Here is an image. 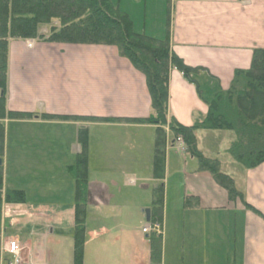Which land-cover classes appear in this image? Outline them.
I'll return each instance as SVG.
<instances>
[{
  "label": "crops",
  "instance_id": "crops-1",
  "mask_svg": "<svg viewBox=\"0 0 264 264\" xmlns=\"http://www.w3.org/2000/svg\"><path fill=\"white\" fill-rule=\"evenodd\" d=\"M111 1L136 32L157 39L169 35L178 57L205 70L196 77L200 90L179 70L170 73L169 114L186 126L207 114L214 91L227 89L235 70L251 65L253 50L264 48V0ZM27 44L10 41L7 109L34 116L3 121L4 185L23 190L26 202L1 206L0 264L17 258L18 264H73L72 165L82 150L79 131L86 127L89 179L101 167L110 169L109 186L89 180L87 209L110 207V230L88 233L84 264H153L144 210L152 211L162 184L160 264H264V163L246 169L232 158L227 151L234 132L199 129L196 141L242 197L231 199L196 157L171 141L172 134L165 179L156 180V125L60 118L148 117L152 101L145 75L116 46ZM11 241L17 254L8 251Z\"/></svg>",
  "mask_w": 264,
  "mask_h": 264
},
{
  "label": "trees",
  "instance_id": "trees-1",
  "mask_svg": "<svg viewBox=\"0 0 264 264\" xmlns=\"http://www.w3.org/2000/svg\"><path fill=\"white\" fill-rule=\"evenodd\" d=\"M47 26L45 33L41 29ZM38 38L47 43L94 44L116 46L121 56L128 58L147 81L151 96L152 113L146 118H98L60 116L95 122L128 121L154 124L156 128L154 176L163 178L166 166V146L169 126L174 140L182 136L187 151L196 157L201 169L212 173L216 181L228 190L229 197H242L228 175L220 171L219 162L206 159L197 148L196 131L199 129L231 130L236 139L231 153L247 168L264 163V48L253 50L251 65L236 69L229 89L218 87L208 102V112L196 118L191 126L180 124L169 114V82L173 69L198 86L197 76L205 70L188 66L171 48L170 36L157 39L138 33L130 17L111 0H0V158L3 157L6 118L25 119L31 113L11 112L7 109L9 44L12 39ZM200 90V89H199ZM46 117H51L46 115ZM54 117V116H53ZM57 117V116H56ZM52 118V117H51ZM81 153L72 165L75 171V229L73 264H84L87 241V205L89 183V129L79 131ZM4 166L0 165V216L1 206L22 204L26 194L21 189L6 187ZM164 184L156 189L151 222L162 220ZM153 264H160L162 238L149 234Z\"/></svg>",
  "mask_w": 264,
  "mask_h": 264
},
{
  "label": "rangeland",
  "instance_id": "rangeland-1",
  "mask_svg": "<svg viewBox=\"0 0 264 264\" xmlns=\"http://www.w3.org/2000/svg\"><path fill=\"white\" fill-rule=\"evenodd\" d=\"M48 30V27L47 26H44L42 29H41V32L42 33H45L47 32ZM12 40H19V39H12ZM10 40V41H12ZM26 41L28 44L29 47H33V44L35 42H43L41 40H39L38 38H33V39H26L24 40ZM47 43V42H46ZM9 48H10V44H9ZM9 75V74H8ZM8 81H9V76H8ZM229 89V87L227 88ZM7 93H8V90H7ZM175 119V118H174ZM177 121V120H176ZM178 122V121H177ZM139 124H147V123H139ZM181 124V123H180ZM165 129L167 130V135L168 134H172V136L174 137L172 131L170 130L169 126H166ZM223 131V130H221ZM225 131V130H224ZM226 131H231V130H226ZM233 132V131H231ZM235 134V133H234ZM235 139H236V134H235ZM234 139V140H235ZM171 141H174L173 139ZM176 141V144L184 151H187V144L185 143V140L182 136H179L177 139H175ZM175 143V142H174ZM168 144V143H167ZM232 144V143H231ZM214 148H218V146L214 147ZM4 151H5V143H4ZM155 151V150H154ZM225 153V151H223ZM234 160H236L237 162H239L235 157L234 155L231 153V145L230 147L228 148V151H227ZM3 156H4V153H3ZM155 157V156H154ZM0 159H2V162L4 161L3 160V157H1ZM95 162L98 163L99 165H101V159L100 158H96L95 159ZM240 163V162H239ZM242 164V163H240ZM263 164V163H262ZM1 165V164H0ZM243 165V164H242ZM219 166H220V163H219ZM246 169H249L247 168L245 165H243ZM221 167V166H220ZM153 170H154V160H153ZM220 171L227 175L226 173H224L221 169ZM153 175H154V172H153ZM165 176V175H164ZM92 179H89V180H93L94 182H99V184L101 183H105L106 185H110V169H106L104 167H101L98 171H97V174H93L91 176ZM155 178V176H154ZM156 180H159V181H163V179H165V177L159 179V178H155ZM73 185H74V182H73ZM4 190H5V187H4ZM109 190H110V187H109ZM94 191H96L97 195H99V189H95ZM107 192V190H106ZM104 198L106 197L107 199L110 200V197H107V195L105 194H101ZM88 196H89V192H88ZM7 204V203H6ZM93 208L91 210H89V212H87L88 215V222H87V218H86V226H87V223H88V229H87V237H88V233L90 232H93V233H90V236L91 234H94L96 236V231H100V230H103L104 228H109L110 230V207L108 208H104L103 210L100 209L98 207L97 204H93L91 205ZM251 207V206H250ZM252 208V207H251ZM153 209V208H152ZM253 209V208H252ZM2 210V209H1ZM88 211V209H87ZM255 211V210H254ZM152 212V211H151ZM145 213V212H144ZM150 218H151V215H150ZM156 222V221H155ZM159 224H161V221L159 222ZM146 225V224H145ZM74 229H75V225H74ZM143 233L146 234L145 231H143ZM89 236V238H90ZM151 245V243H150ZM18 262H20V259L17 258L16 260H14V264H18Z\"/></svg>",
  "mask_w": 264,
  "mask_h": 264
},
{
  "label": "built area",
  "instance_id": "built-area-1",
  "mask_svg": "<svg viewBox=\"0 0 264 264\" xmlns=\"http://www.w3.org/2000/svg\"><path fill=\"white\" fill-rule=\"evenodd\" d=\"M152 229H156V230H159L160 229V225H158V224H156V225H154V226H147L144 230L145 231H150V230H152ZM15 248H16V246H15V243H13L12 245H11V247H10V249H11V251H15Z\"/></svg>",
  "mask_w": 264,
  "mask_h": 264
},
{
  "label": "water",
  "instance_id": "water-1",
  "mask_svg": "<svg viewBox=\"0 0 264 264\" xmlns=\"http://www.w3.org/2000/svg\"><path fill=\"white\" fill-rule=\"evenodd\" d=\"M0 164H2V159H0ZM150 212H151L150 209H145L147 222L150 221Z\"/></svg>",
  "mask_w": 264,
  "mask_h": 264
}]
</instances>
